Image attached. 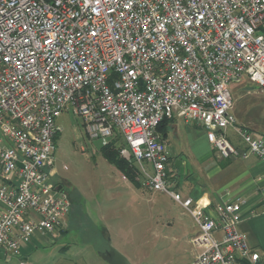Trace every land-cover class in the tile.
Returning a JSON list of instances; mask_svg holds the SVG:
<instances>
[{
    "label": "built area",
    "instance_id": "obj_1",
    "mask_svg": "<svg viewBox=\"0 0 264 264\" xmlns=\"http://www.w3.org/2000/svg\"><path fill=\"white\" fill-rule=\"evenodd\" d=\"M245 78L264 91V0H0V130L9 141L0 139V247L20 255L36 232L67 224L72 199L51 178L58 118L71 110L91 139L136 166L144 187L193 217L189 264L257 260L239 227L242 202L218 203L214 217L184 195L158 129L165 119L195 121L219 157L264 159V135L233 111L232 85Z\"/></svg>",
    "mask_w": 264,
    "mask_h": 264
},
{
    "label": "rangeland",
    "instance_id": "obj_2",
    "mask_svg": "<svg viewBox=\"0 0 264 264\" xmlns=\"http://www.w3.org/2000/svg\"><path fill=\"white\" fill-rule=\"evenodd\" d=\"M232 90L238 124L264 129L262 88L244 81L232 85ZM58 123L62 130L56 139L51 180L55 186L62 185L73 202L65 240L74 242L79 251L85 246L89 252L97 250L109 263L110 238L134 264H186L194 248L191 232L197 229L193 217L166 194L148 190L138 176L141 187L134 192L128 175L102 154V141L91 139L71 110L64 111ZM175 125L176 131L170 124L166 138L168 152L175 165L181 161L180 175L198 177L202 171L193 169H199L209 144L198 124L180 119ZM228 131L234 134L231 128Z\"/></svg>",
    "mask_w": 264,
    "mask_h": 264
},
{
    "label": "crops",
    "instance_id": "obj_3",
    "mask_svg": "<svg viewBox=\"0 0 264 264\" xmlns=\"http://www.w3.org/2000/svg\"><path fill=\"white\" fill-rule=\"evenodd\" d=\"M244 81L252 82L248 78H245L242 82ZM179 120L180 118H174L171 122L175 131L177 130L175 124ZM186 122H193L200 126L201 136L209 144V149L203 156L202 161L199 162V169H193L194 172H196L195 170L202 171L203 174L200 173L198 177L190 176L184 178L178 171L180 168L176 166L177 169L175 170L170 164L173 185L186 196L206 201L209 204L206 210L214 217L217 215L216 207L218 203L240 200L242 202V221L239 227L247 234L253 251L259 253L257 260H245L242 264H264V159H260L255 155L221 158L208 141L206 131L202 128L203 126L195 121ZM252 128L250 127L249 129L255 135H264L262 127ZM232 130L234 131V129ZM229 133L228 131L229 138L236 146L240 148L246 147L235 131L232 136ZM0 139L2 144H9L8 139L2 135L1 130ZM190 166L192 167L190 162L187 161L186 168L190 169ZM180 180L181 184L183 183L182 189L179 186ZM132 184L134 192L141 187L136 186L133 182ZM3 208L4 204L0 200V210ZM193 228L191 236L198 231L195 227ZM107 230L109 229L107 228ZM68 231V224L53 234L38 231L30 241L21 245L20 255H8L5 253V256L0 258V264H110L97 250L89 252L88 246L82 247L81 251L77 250L74 242L65 240ZM217 236L220 237L221 232H217ZM197 252L198 248L194 246L192 255L186 264L193 260Z\"/></svg>",
    "mask_w": 264,
    "mask_h": 264
},
{
    "label": "trees",
    "instance_id": "obj_4",
    "mask_svg": "<svg viewBox=\"0 0 264 264\" xmlns=\"http://www.w3.org/2000/svg\"><path fill=\"white\" fill-rule=\"evenodd\" d=\"M172 120L173 119H165L163 122H161V124L158 127L164 139H166L169 134V126ZM57 136H56V139H57ZM101 152L109 160V162L114 164L120 171L126 173L128 177L130 178V180L136 186H141L139 181L137 180L136 166L128 162L123 157H121L119 150L113 145V143L103 144L101 147ZM172 159H171V165L173 168H175L176 165Z\"/></svg>",
    "mask_w": 264,
    "mask_h": 264
},
{
    "label": "water",
    "instance_id": "obj_5",
    "mask_svg": "<svg viewBox=\"0 0 264 264\" xmlns=\"http://www.w3.org/2000/svg\"><path fill=\"white\" fill-rule=\"evenodd\" d=\"M180 160L176 161L177 168H180ZM61 188V187H60ZM107 254L110 257V264H134L130 258L118 249L109 238ZM5 256V249L0 247V258Z\"/></svg>",
    "mask_w": 264,
    "mask_h": 264
},
{
    "label": "flooded vegetation",
    "instance_id": "obj_6",
    "mask_svg": "<svg viewBox=\"0 0 264 264\" xmlns=\"http://www.w3.org/2000/svg\"><path fill=\"white\" fill-rule=\"evenodd\" d=\"M57 187H58V188H60V187H61V188H63V186H62V185H58Z\"/></svg>",
    "mask_w": 264,
    "mask_h": 264
}]
</instances>
